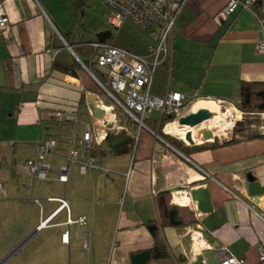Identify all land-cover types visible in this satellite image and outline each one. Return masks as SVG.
I'll list each match as a JSON object with an SVG mask.
<instances>
[{
    "label": "crops",
    "instance_id": "obj_1",
    "mask_svg": "<svg viewBox=\"0 0 264 264\" xmlns=\"http://www.w3.org/2000/svg\"><path fill=\"white\" fill-rule=\"evenodd\" d=\"M228 2L187 0L173 26L171 60L159 66L157 78L154 73L151 95L173 91L187 104L196 99L237 104L243 83H264V53L257 50L264 29L245 8L222 14ZM56 4L58 0H0L8 17L0 31V204L26 205L21 199L28 178L21 165L34 157L38 141L47 135L58 140L47 159L52 166L49 176L56 179V168L66 164L64 137L70 127L81 133L89 124L100 128L95 154L99 167L80 174L71 166L66 183L42 181L41 188L32 189L34 178L30 184L31 198L39 200L34 203L36 227L45 230L52 264H131V256L150 253L153 230L163 239L168 256L150 255L145 264H192L198 255L205 264H219L220 251L244 264H264L259 259L264 251V136L246 138L245 130L236 129L234 142L211 146L212 141H198L194 145L201 147L185 155L156 138L151 127L138 130L122 113L118 124L126 129L106 133L92 114V109L101 108L97 84L79 65L75 51L62 41L53 42L57 34H67L70 43H78L68 24V15L75 16L73 0H67L66 9ZM144 31L148 39L137 52L119 45L106 29L99 34L108 32L105 41L144 55L156 36L154 30ZM92 41L97 39L83 42ZM93 70L98 75L104 71L95 65ZM50 109L77 110V122L60 126L46 121L42 113ZM248 116L243 119L262 122L260 113ZM178 186H206L211 212L199 213L187 191H174ZM182 196L187 202L177 201ZM50 197L64 198L69 211L47 219L58 205L47 200ZM172 209L179 225L170 223ZM68 216H84L85 223L68 225ZM65 232L67 242L62 240ZM193 234L201 244L196 252Z\"/></svg>",
    "mask_w": 264,
    "mask_h": 264
},
{
    "label": "built area",
    "instance_id": "obj_2",
    "mask_svg": "<svg viewBox=\"0 0 264 264\" xmlns=\"http://www.w3.org/2000/svg\"><path fill=\"white\" fill-rule=\"evenodd\" d=\"M186 2L187 0H103V3L110 9L108 22L114 28H121L125 21L129 20L141 30H154L156 33L154 43H149L146 46L144 55H136L106 41L89 42L88 46L93 49V53L88 56V62L104 70L101 73L104 77L103 82L98 80L90 68L76 57L100 90L102 98H98V102L104 110V116L101 119L98 118V125L106 128V133L126 129V127L118 124L117 115L119 113L133 120L138 130L148 129L145 119L153 113H156L158 117L173 116V121L166 124L177 123L178 118L183 114L187 102L183 101L180 93L170 91L163 97H157L151 95L150 88L156 69L171 60L173 26L177 15ZM255 2L256 0H229L221 12L228 15L238 7L245 8L252 12L258 24L264 29V17H260L259 11L254 9ZM7 22L8 17L4 8L0 6V31L6 28ZM57 37L61 39L63 45L70 51L72 50L59 34H57ZM257 50L264 53V41L258 43ZM49 51L53 53L52 50ZM214 102L217 104L222 118L228 124L223 136L230 139L233 135V128L243 119L245 113L229 100L218 99ZM42 116L46 121H51L60 126L77 122V115L73 111L50 109L43 111ZM260 116L262 122L258 125V129L264 133V113H260ZM99 130L100 128L93 129L89 124H86L81 133H78L73 125L70 127L69 134L64 137L66 151L64 159L66 164L56 168V179L49 176L52 166L47 159L54 155L58 140L51 135H47L43 140L38 141L35 145L34 157L26 160L23 165L19 164L26 169L29 181L24 190V198L21 200L39 204L37 198H31L30 196V184L34 178L45 183L54 180L66 183L71 166H76L80 174H87L91 170L97 169L99 167L98 158L94 153L100 145ZM151 133L159 138L156 133ZM217 137L219 138V136ZM134 139L136 140L137 137L135 136ZM183 141L187 144L185 140ZM1 186L0 181V189ZM47 200L58 202L57 207L47 219L61 210L69 211L68 202L64 198L50 197ZM84 223V216H80L75 220L68 216L66 219L68 225ZM199 235L201 238L200 233ZM62 240L67 242L68 232L62 235ZM219 259V264H244L242 259L223 253V251H220ZM259 259L264 261V251H261Z\"/></svg>",
    "mask_w": 264,
    "mask_h": 264
},
{
    "label": "rangeland",
    "instance_id": "obj_3",
    "mask_svg": "<svg viewBox=\"0 0 264 264\" xmlns=\"http://www.w3.org/2000/svg\"><path fill=\"white\" fill-rule=\"evenodd\" d=\"M56 5L66 9L67 0H58V4ZM108 13V7L103 3V0H85V4L81 6V9L75 16L70 17L68 15V24L71 36L75 38L74 41L96 40L100 31L106 29L112 34V37H114V40L119 45L134 52L139 51L138 47L145 44L148 34L129 21L122 28H114L108 22L110 14ZM68 41L70 42L69 38ZM75 53L81 56L79 50H75ZM158 70L159 67L155 72V78L159 76ZM104 100L106 101L105 98ZM198 100L196 99L187 104L183 113L187 111L191 112L192 105ZM220 113L218 116L222 119ZM153 116L158 117L156 113L150 115V117ZM247 117L249 116L245 115V118ZM240 122L242 124L237 125L238 129L243 128L246 132H260L258 129L260 120L242 119ZM176 125L179 127L178 123ZM237 126L233 128L232 132ZM214 132V136L219 135V138L215 137L214 141L223 142L229 140L228 137L223 136L225 134L224 129ZM121 136L124 135L122 134ZM169 136L183 141L179 136ZM203 141H207V138L204 137L202 140H199V142ZM184 144L186 143L184 142ZM186 145L190 144L187 142ZM43 185L42 181L35 178L32 182V189L41 188ZM26 186H28V181L26 182ZM9 202V204H0V264H52L53 250L49 249L50 242L48 240L46 242L48 238H44L45 230L39 232L40 226L36 227V223H38L36 219V205L27 202L26 205L18 206L12 201Z\"/></svg>",
    "mask_w": 264,
    "mask_h": 264
},
{
    "label": "trees",
    "instance_id": "obj_4",
    "mask_svg": "<svg viewBox=\"0 0 264 264\" xmlns=\"http://www.w3.org/2000/svg\"><path fill=\"white\" fill-rule=\"evenodd\" d=\"M85 4V0H73V7H74V11L75 14L81 9V6ZM254 9L257 11H259V16L260 17H264V0H256L255 4H254ZM64 41L68 42V44L70 45V47L72 48L73 51L75 50H79L80 55L79 56L80 60L82 61V63L84 65H86L87 67L90 68V70L92 71V73L94 74V76L96 78H98V80H100L101 82L104 81V77L102 76V74H97L96 71L93 70V63H89L88 62V56L90 54L93 53V49L91 47L88 46V42H83V41H79L77 44H73L70 43L68 41V35H62ZM61 42V40L58 39H54L53 42ZM109 42V41H106ZM110 43V42H109ZM82 51V52H81ZM79 63V62H78ZM78 65V64H77ZM79 65H81L79 63ZM70 67L74 68L75 65H69ZM63 69L64 68H60ZM240 103H237L236 106L243 112L245 113V115H250V114H259V113H264V83H255V82H251V83H243L240 87ZM73 112H77V110H73ZM245 120V119H244ZM173 121V116L171 115H164L161 117H154L151 118L148 117L145 119V124L149 127H151V129L156 130L157 135L164 141L167 142V144L173 148H175L176 150H178L179 152L187 155L189 153V151L194 150V149H198L201 146L199 145H193V146H189L184 144L183 141L178 140L174 137L169 136L168 134H165L163 132V126L168 123ZM242 124V122H238L236 124L240 125ZM238 129V126L235 128V130ZM240 130H244L243 128H239ZM234 130V131H235ZM233 131V132H234ZM246 138H251V137H261L264 135L261 134H257V133H252V132H246L243 135ZM199 138H203V137H199ZM184 140V139H182ZM236 139L234 137L230 138L227 141H223L221 142V144H226V143H231L234 142ZM211 146H217L218 142L217 141H213L211 142ZM97 150L95 151L94 154H96ZM152 235H153V246L150 249V255L151 258L153 259H158V258H165L168 256V251L167 248L165 246V243L163 241V239L161 238V236L156 232V230L152 231Z\"/></svg>",
    "mask_w": 264,
    "mask_h": 264
},
{
    "label": "water",
    "instance_id": "obj_5",
    "mask_svg": "<svg viewBox=\"0 0 264 264\" xmlns=\"http://www.w3.org/2000/svg\"><path fill=\"white\" fill-rule=\"evenodd\" d=\"M106 35H109L108 32H102L98 34L97 41L103 42L106 39ZM92 105V103H91ZM92 114L95 117L101 118L104 115V111L101 108H94L92 109ZM212 116V112L207 109H198L194 112H186L183 113L177 120L179 126H187V127H194L203 121L209 119ZM204 135L207 140H214V131L211 128H205ZM159 137V136H158ZM184 140L188 142L190 145H194L195 142L190 137V132L187 131L184 135ZM174 191H187V197H190L193 202H195L196 209L199 213H209L212 210L209 191L206 186H201L197 189H190L187 190V186H178L174 188ZM168 190L163 191L161 193H167ZM176 210L172 209L169 211L168 216L170 223L172 225H179V221L175 219ZM155 226L150 225L149 229H153ZM150 253L149 251H141L137 254L131 256V264H145L146 261L149 259ZM192 264H205L201 255L195 256L193 259Z\"/></svg>",
    "mask_w": 264,
    "mask_h": 264
},
{
    "label": "bare ground",
    "instance_id": "obj_6",
    "mask_svg": "<svg viewBox=\"0 0 264 264\" xmlns=\"http://www.w3.org/2000/svg\"><path fill=\"white\" fill-rule=\"evenodd\" d=\"M198 109H207L210 112H212V116L203 121L202 123L194 126V127H187V126H177L176 123H169L166 124L164 127V132L169 134V135H174V136H179L181 139L184 138V135L187 131L190 132V137L195 142V144L199 141L202 140L205 135H204V130L205 128H211L213 131L216 130H222L224 129V132L227 130V122L223 118H219V108L217 104L212 101V100H198L195 101V103L191 107V112H194ZM215 133V132H214ZM219 135H216L217 137ZM203 137V138H199ZM177 201L180 202H187L186 197H179L177 198ZM193 238V250L196 252L201 248L200 240L197 234L192 235Z\"/></svg>",
    "mask_w": 264,
    "mask_h": 264
},
{
    "label": "flooded vegetation",
    "instance_id": "obj_7",
    "mask_svg": "<svg viewBox=\"0 0 264 264\" xmlns=\"http://www.w3.org/2000/svg\"><path fill=\"white\" fill-rule=\"evenodd\" d=\"M159 139H161L160 137H159ZM214 141V140H213Z\"/></svg>",
    "mask_w": 264,
    "mask_h": 264
}]
</instances>
